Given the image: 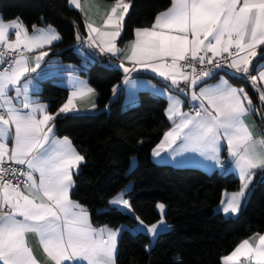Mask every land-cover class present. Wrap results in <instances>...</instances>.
I'll use <instances>...</instances> for the list:
<instances>
[{
    "label": "snow or ice",
    "instance_id": "obj_1",
    "mask_svg": "<svg viewBox=\"0 0 264 264\" xmlns=\"http://www.w3.org/2000/svg\"><path fill=\"white\" fill-rule=\"evenodd\" d=\"M71 3L80 7L79 0H71ZM121 4L123 12L115 20L109 15L106 24L122 26L129 5L118 0L117 7ZM112 13H116V7L112 8ZM87 27L97 31L90 24ZM13 32L15 40L9 41L8 36ZM110 35L115 38L120 33L116 31ZM58 39V33L51 26L29 36L18 19L6 23L0 17V65L6 63V55L16 53L21 45L24 50L32 51ZM258 46H264V0H173L167 11L157 15L151 29L136 30L130 54L125 55L134 65L171 80L181 93L187 95V90L192 89L191 100L196 102L194 111L185 113L180 111L182 102L179 99L171 100L168 118L179 117V123L166 133L164 142L154 150V156L160 155L159 149L164 143L171 146L182 140L184 151L198 152L219 163L222 141L227 142L241 186L239 191L226 193L221 200L226 214L239 211L241 199L253 177L252 170L264 168V140L254 142L244 123L243 117L252 105L248 94L223 80L209 86L207 78L213 73L205 64L214 68L226 65L255 83L257 77L249 75V57L257 56ZM233 48L237 50L235 53L231 51ZM104 51L116 55V45L101 48V52ZM240 52L247 55L240 57ZM46 55L47 52H41L32 68L27 66L23 56H13L7 61V67H0V264H38L26 240L28 233L38 235L52 264H114L116 237L124 229L93 228L86 209L70 199L71 170L77 168L84 157L71 148L67 137L63 140L51 138L53 128L49 122L55 117L47 114L46 106L33 103L28 97L31 81L20 84L26 73L40 67L39 62ZM233 56L235 58H231ZM261 68L264 69V65ZM124 71L130 69L124 68ZM259 79L264 82V70L259 72ZM181 80L185 88L179 87ZM128 82L126 79L125 83ZM201 84L197 92L195 89ZM73 88L59 113L75 110L73 98L93 91L82 82H75ZM11 90L15 91V98L8 95ZM259 98L264 102V92ZM14 99L21 107L16 106ZM38 113H43L42 118H37ZM109 203L131 207L123 192L117 193ZM157 207L163 212L165 205ZM134 218L139 221L137 230L158 234V225L148 227L139 217ZM242 252L254 255L257 264H264V236L259 237L255 249L245 240L224 260L238 259Z\"/></svg>",
    "mask_w": 264,
    "mask_h": 264
},
{
    "label": "trees",
    "instance_id": "obj_2",
    "mask_svg": "<svg viewBox=\"0 0 264 264\" xmlns=\"http://www.w3.org/2000/svg\"><path fill=\"white\" fill-rule=\"evenodd\" d=\"M130 5L117 42L120 47L134 38L136 29L151 27L157 15L171 7L172 0H130ZM0 16L7 22L20 20L29 31L36 27L55 29L60 40L52 46L49 57L75 65L99 94L96 113L65 116L59 109L69 98L68 90L55 78L42 82L39 97L55 117V134L70 138L85 160L75 177L72 198L89 210L95 226L128 228L119 238L116 264H221L247 238L264 233V170L255 173L238 214L225 217L216 211L223 194L239 191L241 186L232 172L207 173L195 167L156 164L153 148L171 128L165 114L167 99L142 93L138 104L132 106L124 104L121 93L112 100L113 89L122 82L124 73L110 67L108 57L84 49L91 62L75 48L87 32L81 13L69 6V0H0ZM258 50L251 74L264 63V46ZM86 60L87 68L83 67ZM222 76L244 88L264 129L263 106L256 90L229 72L217 73L213 79ZM143 77L160 82L151 75ZM134 158L136 165L131 168ZM129 184L126 198L135 216L109 204ZM158 204L167 207L169 231L160 233L153 242L147 233L130 231L138 223L134 217L149 226L156 224L161 219Z\"/></svg>",
    "mask_w": 264,
    "mask_h": 264
},
{
    "label": "crops",
    "instance_id": "obj_3",
    "mask_svg": "<svg viewBox=\"0 0 264 264\" xmlns=\"http://www.w3.org/2000/svg\"><path fill=\"white\" fill-rule=\"evenodd\" d=\"M172 2H173V0H172ZM79 3H80V7H76L75 5H73L71 3V0H69V6L78 10L82 15V19H84V21H85L87 36L83 41L76 43L75 48L77 50H79V47L83 46L84 49H90V50H93L94 52L100 53L101 55L108 57L110 60V64H109L110 67L119 68L124 73V78L122 79V82L120 84H118L113 89L112 100L116 99L118 97V95L122 93L124 95V104L135 106L138 104L140 97H141V94L142 93H148V94H151L155 97H162V98L165 97L167 99L168 107H167L166 112H165L167 118H168V110H169L170 103H171L172 99H179L182 102L180 105V111L185 112V113H192L191 110L193 108L194 103H196V102H193L191 100L192 89H188L187 90L188 94L185 95V94L181 93L176 87H174L172 85L171 80H166L163 77L159 76L157 73H153L150 69H145L139 65H134L131 61L125 59V55L130 54L131 44L136 40V32H135L134 38L131 41L127 42V44H125L123 47H120L117 42L119 41V39L122 35V32H123L122 26H123L125 16L127 15V13L130 10V6H131L130 0H123V3H127L129 5V8H128V11L126 13H124V18L121 22L122 26L120 28H117L114 24H111V23L106 24L105 23V21L108 20L109 15H113V19L115 20L123 12V5L122 4L119 7H117L118 1L106 2L104 0H79ZM113 7H116V13L115 14L112 13ZM167 10H165V11H167ZM165 11H163V12H165ZM163 12H160V13H163ZM10 21H12V20H10ZM5 22L7 23V21H5ZM19 22L22 23V25L25 29H27V27L25 26V24L23 22H21L20 20H19ZM89 24L92 26V28L96 29L97 31H92L90 28H88L87 25H89ZM153 24H152V26H153ZM152 26L148 27V29H151ZM40 29L48 30L49 27H47V28L36 27L32 31H29L27 29V33L29 36H32L34 34V32H36L37 30H40ZM116 31H119L120 35L113 38L110 34L113 32H116ZM8 40L9 41L15 40L14 32L9 34ZM59 40L60 39L54 41L52 44H45L42 48H40V47L35 48L32 51L24 50L23 45H21L20 49H22L26 52V54L23 55V57L26 58L27 66L29 68L35 67L36 62H37L35 58L37 56H39L41 52H47V55L44 56L43 59L39 62L40 67L37 68L35 72L29 71L28 73L25 74V77L21 78L20 84L22 85L27 81H31V83L29 84V91L27 93L28 97L30 98V100L33 103H38L40 105L46 106L47 114L52 115L49 112L47 102H45L41 97H39V94L41 93L42 86H43L42 82L49 79V78H55L56 83H58V85L60 87H64L68 90L69 97L72 95V92L74 91L73 84L75 82H82L84 85L87 86V88L93 89V91L91 93H86L83 96L74 97L73 103L75 105V110L69 111L67 113H60V114H61V116H63V115L65 116V115L96 113L98 111L97 103L99 100V94H97V92L89 84V82H87V80L79 74L78 68L75 65L73 66L70 64L60 63L59 58H50L49 57L50 50H51L52 46L55 43H57ZM93 40L95 41L94 44L92 43ZM113 43L116 45V49H117L116 55H113L111 52H107V51L101 52V48H106L107 46H109L110 44H113ZM260 48H262V46H258L256 48L257 53L259 51L258 49H260ZM231 51L234 52L237 50L233 48V49H231ZM81 53L84 55V57H86L87 59L91 60V62H93L91 57H89L88 55H85L84 51H82ZM209 55H212V54L209 53ZM223 55H228V53H224ZM245 55H247L246 52H240L239 53L240 57H243ZM231 58H235V56H233ZM249 58L251 61L249 64V68H250L249 75L250 76H256L257 80L255 83H253V81L251 79L248 80V82L256 90L258 97H260V93L264 92V82L260 81L259 72L264 70V69H262L260 66L254 74H251L252 64H253L252 62L256 57H249ZM167 62L168 63L171 62L170 58H168ZM121 64H123L124 67H121ZM262 65H264V63ZM83 67H85V68L89 67V63L87 60H86V62L83 63ZM124 68L130 69V71L125 72ZM131 69H135V70H131ZM185 71H189V70L185 69ZM225 72H229V73L234 74V75L236 74L235 70L232 68L227 69ZM146 75H148V76L151 75V76L155 77L156 79H159L160 82H157L153 79H148V78L143 77ZM215 75L216 74H212V76L207 78V84L209 86L216 85L223 80V81H227L228 84L231 85L232 87H235L237 89L242 88L239 86L236 87V86L232 85V83L224 76L220 77L219 79H213ZM126 79L129 81L128 83H125ZM202 86H203V84L199 85L195 90L198 92L199 87H202ZM179 87L180 88L186 87L183 80L180 81ZM242 89L244 90V88H242ZM8 95L10 97H13V98L16 97V93L14 90L9 91ZM19 99L22 101L23 96H21ZM259 100H260V98H259ZM260 102H261V100H260ZM14 103L16 104V106L18 108L21 107V104L19 101L14 99ZM65 103H67V101ZM261 104L263 106V112H264V102H261ZM24 111H27V109H25ZM42 115H43V113H38L37 118L38 119L42 118ZM168 120L171 123V128L166 133H168L169 131H171L175 127V123H179V117H175L174 120H170L168 118ZM243 120H244V123L247 125L249 131L252 133V137H253L254 142H259L261 140H264V129L262 128L261 125H259V123L256 119V115L254 113L253 102H252L250 110L243 117ZM49 126L53 128V131L50 134L52 139L63 140L65 138V137L64 138L59 137L57 134H55V122H54V120L49 122ZM166 133H165V135H166ZM165 135L162 137V139L160 140V143L158 145H161L162 142H164ZM68 140L71 142V145H70L71 148L74 149L76 153L81 155L79 153V151L76 149V147L73 146L70 138H68ZM183 143L184 142L182 140H177L176 143L172 144L171 146H169L168 143H164V147L162 149H159V151H160L159 156L153 155V152H154V150L157 149L158 145L155 146L153 148L152 153H151L152 160L158 165H170V166H173L176 168H179V167H181V168L195 167V168H198V169L202 170L203 172L205 171L207 173H213V172H217V171H226V172L230 171L234 174V176H236L239 179L237 170L235 168L234 160L232 157L229 156V151H228V146H227L226 141H222V148H221V151L219 153V161H220L219 163L216 160L209 159V158H207V156L201 155L198 152L184 151L181 148V145ZM8 147L9 148L12 147L11 142L8 143ZM257 147L258 148L260 147V145L258 143H257ZM173 149H176V151H173ZM84 161L85 160L80 162L77 168H74L71 170L73 173V176H72L73 186L70 189L69 195H70V199L76 203H78V202L72 198L71 193H72V190L74 189L75 184H76L75 183V177L78 174V172L80 171L79 170L80 167L84 164ZM222 161L224 162L225 167H222ZM261 170H264V168H257V169L252 170L253 177H252L251 183L249 184V187L251 186L252 182L254 181L255 173L257 171H261ZM37 178H38V174H37ZM249 187L245 190V196L241 199L239 211L243 206L244 200H245L247 193L250 189ZM130 188H131V185L129 184V186L124 191H122L124 193V199H126V200H127L126 193L129 191ZM230 193H233V192H230ZM230 193H228V194H230ZM225 194L226 193L223 194L222 199L225 198ZM128 203H129V201H128ZM78 204L81 205L84 209H86V211L89 214V220H90L89 210L87 208H85L81 203H78ZM110 206L115 207L117 209L119 208L123 212H126L128 214H132L133 216H135L134 212H133V208L131 205H130L131 206L130 208H126L124 205L110 204ZM222 207L223 206L220 203V205H218V207L216 208V211L217 212L219 211L225 217L235 216L239 212L238 211L235 214H226L223 212ZM157 210H158L159 215L161 217V219L156 223V225H158V228H159L157 235H153L152 233L146 232L144 230H137V225L139 224V221L136 224V226L133 229H131L130 231H132L133 233H147L150 235L152 242L157 238V236L160 233L169 231L170 226L167 224L166 217H165L167 207L165 206V208L163 209V212H161V210L158 207H157ZM161 221H163V226H160ZM90 222H91V225L93 228H101V227L95 226L91 220H90ZM144 225L151 227L145 223H144ZM107 228H110V227H107ZM110 229L116 230L114 228H110ZM117 229H124V230L120 231L116 237V247H115V250L113 253L114 264L117 263V258H118L117 254H118V248H119V244H118L119 238L123 232L128 230V228L126 226H120ZM260 236H264V233H261V234L257 233L256 235L250 236L246 240H248L249 244L252 246V248L255 249L258 246ZM26 240H27L28 246L32 249V252H33L35 258L37 259L38 264H52V262L49 260L47 255L44 253L43 248L40 245L39 237L37 234H35V233L26 234ZM65 264H69V262H65ZM73 264H74V262H73ZM85 264H86V262H85ZM221 264H257V261H256V258L254 255L244 254L242 252L241 254H239V258L234 259L233 261L226 262L223 258L221 261Z\"/></svg>",
    "mask_w": 264,
    "mask_h": 264
},
{
    "label": "built area",
    "instance_id": "obj_4",
    "mask_svg": "<svg viewBox=\"0 0 264 264\" xmlns=\"http://www.w3.org/2000/svg\"><path fill=\"white\" fill-rule=\"evenodd\" d=\"M79 50L80 51H83L84 50V48H83V46H80L79 47ZM4 51L7 53L8 52V50L7 49H4ZM236 51H234L233 53H235ZM26 54V52L24 51V50H22V49H17L16 50V53H13V54H11V55H6L5 56V61H6V63L4 64V65H0V67H7V61L8 60H11L12 58H13V56H15L16 58H19L20 56H23V55H25ZM209 55V54H208ZM209 56H211V55H209ZM224 56H228V55H224ZM215 59L216 60H220V57H215ZM231 59V58H230ZM181 64H183L184 62L183 61H181L180 62ZM199 67V66H198ZM205 67L206 68H210L211 70H212V73L213 74H217V73H221V72H225L227 69H229L226 65L225 66H223V67H221V68H214L212 65H207V64H205ZM187 70V69H186ZM190 71V70H189ZM236 76H240V77H243L244 76V74L243 73H236L235 74ZM243 79H245V80H250V79H247V78H243ZM192 112L194 111V108H192V110H191ZM13 167H23V166H17V165H13ZM222 167H225V164H224V162L222 161ZM21 179H23V177H21ZM14 183H15V180L13 181Z\"/></svg>",
    "mask_w": 264,
    "mask_h": 264
},
{
    "label": "rangeland",
    "instance_id": "obj_5",
    "mask_svg": "<svg viewBox=\"0 0 264 264\" xmlns=\"http://www.w3.org/2000/svg\"><path fill=\"white\" fill-rule=\"evenodd\" d=\"M135 165H136V159L134 158V160L132 161V167L131 168L135 167Z\"/></svg>",
    "mask_w": 264,
    "mask_h": 264
}]
</instances>
